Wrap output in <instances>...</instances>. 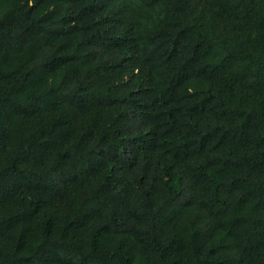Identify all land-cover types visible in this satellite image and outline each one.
<instances>
[{
    "label": "clouds",
    "instance_id": "9594fccd",
    "mask_svg": "<svg viewBox=\"0 0 264 264\" xmlns=\"http://www.w3.org/2000/svg\"><path fill=\"white\" fill-rule=\"evenodd\" d=\"M0 264H264V0H0Z\"/></svg>",
    "mask_w": 264,
    "mask_h": 264
}]
</instances>
